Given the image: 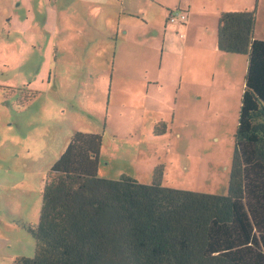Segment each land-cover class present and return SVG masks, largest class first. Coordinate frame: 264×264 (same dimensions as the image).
Here are the masks:
<instances>
[{"label":"rangeland","instance_id":"374dc122","mask_svg":"<svg viewBox=\"0 0 264 264\" xmlns=\"http://www.w3.org/2000/svg\"><path fill=\"white\" fill-rule=\"evenodd\" d=\"M40 1L27 14L25 0H0V264L34 258L28 226L76 132L102 135L101 179L151 185L160 168L163 187L227 195L244 85L237 100L212 88L206 39L167 52L164 23L146 15L123 19L117 41L113 18L97 20L104 5ZM256 17L264 40V0Z\"/></svg>","mask_w":264,"mask_h":264},{"label":"trees","instance_id":"16d2710c","mask_svg":"<svg viewBox=\"0 0 264 264\" xmlns=\"http://www.w3.org/2000/svg\"><path fill=\"white\" fill-rule=\"evenodd\" d=\"M256 22V9L218 22L217 51L247 59L227 195L163 187L160 168L151 185L101 179L102 135L76 132L46 176L38 224L28 226L35 256L12 264H264V40L254 38Z\"/></svg>","mask_w":264,"mask_h":264},{"label":"crops","instance_id":"0c3cea01","mask_svg":"<svg viewBox=\"0 0 264 264\" xmlns=\"http://www.w3.org/2000/svg\"><path fill=\"white\" fill-rule=\"evenodd\" d=\"M63 1V0H61ZM86 3L89 0H78ZM95 3L104 5L105 9L99 11L97 20L103 19L115 22V39L118 41L120 36H129L128 31H123L121 21L123 19L145 20L146 15H153L154 19L163 22L164 27V48L167 52L184 54L190 45L198 40L205 38L206 41H197V44H204L206 49L213 51L215 63L213 62L210 84L213 89L216 86L228 85L230 89H223L222 96L225 94L232 100H237L238 80H242L244 85L246 58L221 54L217 51V29L218 22L224 13H239L253 11L257 9L258 0H93ZM40 0H25L27 14L38 12L37 5ZM59 7V0H47ZM256 5V7H255ZM51 7V6H49ZM180 10L186 13L187 23L177 25L169 23L167 18L171 11ZM42 12V11H41ZM49 10H45L46 15ZM98 13V10H97ZM156 16V17H155ZM99 29L101 27L99 26ZM98 29V30H99ZM186 33L184 36L182 33ZM122 34V35H121ZM177 36H179L178 39ZM176 50V51H175ZM221 62V63H220ZM221 66V68H220ZM192 80L198 76H190ZM240 90V89H239ZM196 94H199L196 93ZM202 98V97H201ZM101 157V156H100Z\"/></svg>","mask_w":264,"mask_h":264},{"label":"built area","instance_id":"2783aa9c","mask_svg":"<svg viewBox=\"0 0 264 264\" xmlns=\"http://www.w3.org/2000/svg\"><path fill=\"white\" fill-rule=\"evenodd\" d=\"M187 15L183 11H173L169 14L168 22L172 24H183L187 21Z\"/></svg>","mask_w":264,"mask_h":264}]
</instances>
